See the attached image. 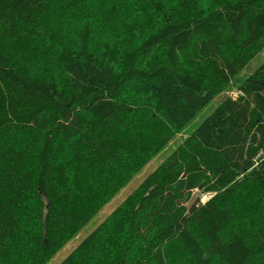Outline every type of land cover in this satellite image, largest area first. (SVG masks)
Returning <instances> with one entry per match:
<instances>
[{
	"label": "trees",
	"instance_id": "trees-1",
	"mask_svg": "<svg viewBox=\"0 0 264 264\" xmlns=\"http://www.w3.org/2000/svg\"><path fill=\"white\" fill-rule=\"evenodd\" d=\"M54 1L0 0V264H48L228 92L60 264H264V0Z\"/></svg>",
	"mask_w": 264,
	"mask_h": 264
},
{
	"label": "rangeland",
	"instance_id": "rangeland-1",
	"mask_svg": "<svg viewBox=\"0 0 264 264\" xmlns=\"http://www.w3.org/2000/svg\"><path fill=\"white\" fill-rule=\"evenodd\" d=\"M55 0L54 2H56ZM49 15H52V11L49 9L47 11ZM67 21V20H66ZM63 23V27H65V23ZM72 46L74 45V39H72ZM74 47V46H73ZM264 62V49L263 51L252 60V62L244 68L239 74L241 77H247L250 74L254 73L256 69ZM36 74L42 73V69L34 70ZM228 93H223L217 96L205 109H203L185 128L181 135H178L173 142L166 147L162 152H160L155 158H153L145 168L139 172L128 184L127 186L119 192L108 204H106L99 213L89 222L87 223L82 230L76 235L73 239H71L61 250L60 252L48 263V264H60L63 260H65L71 252L82 242L84 241L104 220L108 217L120 204H122L123 200L133 191H135L139 185L143 182V180L155 171L162 162L172 154L173 150L180 144L182 139L185 136L189 135L193 130L200 126V124L210 116L216 107L226 98ZM233 95L235 97L238 96V92L233 91ZM198 192H195L194 196H197ZM202 201H206L210 195L203 194Z\"/></svg>",
	"mask_w": 264,
	"mask_h": 264
},
{
	"label": "bare ground",
	"instance_id": "bare-ground-1",
	"mask_svg": "<svg viewBox=\"0 0 264 264\" xmlns=\"http://www.w3.org/2000/svg\"><path fill=\"white\" fill-rule=\"evenodd\" d=\"M50 253H52V252H50Z\"/></svg>",
	"mask_w": 264,
	"mask_h": 264
}]
</instances>
